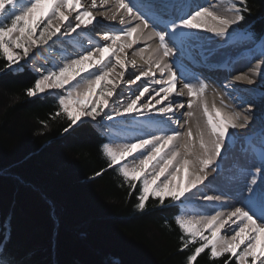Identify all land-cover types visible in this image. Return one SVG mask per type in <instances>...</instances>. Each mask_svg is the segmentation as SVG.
<instances>
[{"label":"snow or ice","instance_id":"1","mask_svg":"<svg viewBox=\"0 0 264 264\" xmlns=\"http://www.w3.org/2000/svg\"><path fill=\"white\" fill-rule=\"evenodd\" d=\"M98 8L104 10L94 14ZM251 13L249 0H91L87 6L82 0H0V74L23 72L21 62L33 50L67 38L75 51L64 49L50 68H37L25 95H54L57 109L49 118L67 121L64 134L98 118L115 121L100 146L107 166L90 179L114 169L128 197L138 193L133 207L139 213L150 198L154 207L178 203V250L191 249L186 264H196L206 250L213 264L225 257L223 264H264V121L244 138L245 160L226 173L222 161L239 139L233 130L249 128L251 106L238 110L219 92V104L214 99L210 106L208 82L186 63L199 56L207 64L217 52L215 38L225 41L220 47L244 43L245 58H259L234 80L252 85L264 79V34L245 25ZM97 15L123 27L106 25L101 39H93L90 32L102 25ZM128 50L147 67L129 61ZM185 96L186 102L177 100ZM6 239L0 238V249L11 254Z\"/></svg>","mask_w":264,"mask_h":264},{"label":"trees","instance_id":"2","mask_svg":"<svg viewBox=\"0 0 264 264\" xmlns=\"http://www.w3.org/2000/svg\"><path fill=\"white\" fill-rule=\"evenodd\" d=\"M249 7L245 25L264 34V0H249ZM37 77L27 66L20 73L0 74V238H7L11 253L0 249V260L186 264L191 249L178 250L181 233L174 223L180 207L169 201L154 207L157 202L150 198L139 213L133 207L138 193L129 198L114 169L90 179L107 166L100 151L105 131L88 121L62 133L67 121L49 118L57 109L54 95L28 98L24 93ZM45 120L46 129L40 123ZM196 264H213L207 250Z\"/></svg>","mask_w":264,"mask_h":264},{"label":"bare ground","instance_id":"3","mask_svg":"<svg viewBox=\"0 0 264 264\" xmlns=\"http://www.w3.org/2000/svg\"><path fill=\"white\" fill-rule=\"evenodd\" d=\"M196 2L197 3H200V4H203V5H208V4H211V3H214V2H216V0H196ZM82 3H84L86 6L87 5H89L90 3H91V0H82ZM99 3H100V0H97V4L99 5ZM109 7H112V5H111V2H110V4H109ZM104 9H100V8H98V9H94V11H96L97 13L99 12V11H103ZM222 10V9H221ZM97 13H94V14H97ZM97 19L98 20H101L102 21V23H105V26L106 25H112L113 27H117V28H119V27H123V26H121V25H119V23H118V21H116V22H111V21H107V20H104L102 17H100V16H98L97 15ZM103 28L105 29L104 31H106L107 30V28L106 27H104L103 26ZM85 32H89V30L88 29H85L84 30ZM73 35H75V34H73ZM210 35V34H209ZM55 38V37H54ZM53 38V39H54ZM216 39V38H215ZM61 40L62 41H64V43L62 44V43H56V44H52V46H54V45H62L63 46V48L64 49H67L69 52H74L75 51V49L71 46V45H69V44H67V38H64V37H61ZM96 40H98V39H96ZM100 40V39H99ZM217 40V39H216ZM219 40V39H218ZM101 42H103V41H101ZM219 42H221V41H219ZM50 44V43H49ZM215 45V44H214ZM137 47H139V46H137ZM218 48V47H217ZM216 48V49H217ZM240 49H241V47H240ZM35 50H41V48H39V49H35ZM228 50V49H227ZM44 51V50H43ZM247 51V50H246ZM246 51H244V52H242V58H241V60L239 61V62H237L232 68H231V73L227 76V77H221L220 78V80H222V81H224L223 82V86L222 87H220L219 86V84L218 83H214L215 81L214 80H212V79H210L209 77H204L203 79H205L207 82H208V84H209V90H208V93H207V99H208V102H209V105L211 106V103H212V101L215 99L216 100V102H217V105L219 104V97L218 96H216L215 95V93L216 92H219V93H225L226 95H225V102L226 103H230V104H232V105H234L238 110H244V109H247V106H248V108H249V106H252L251 107V112H250V115L253 117V119H252V121H251V123H250V125H249V128L248 129H243V130H233V131H236L237 132V134H238V136L239 137H241V136H247L248 134H249V132L251 131V129H253L255 126H257V124H258V122L259 123H261L262 122V120L264 119H262L261 121L259 120L260 118V116H262V117H264V102L262 103L261 102V98L259 99V98H257V96H256V94L258 93L259 94V92L257 91L258 89H259V83H260V78L261 77H257L256 78V82L254 83V84H252V85H248V84H246V83H244V82H236L235 80H234V77H235V75H238V74H240L241 72H246V71H248L249 70V68H251L253 65H254V61H255V57L254 58H252L251 59V61H249L247 58H245V53H246ZM128 53H131V50H128ZM130 55V54H129ZM128 55V59H129V61H131V60H133L134 59V57H130ZM199 59L201 58V57H199V56H197ZM136 58H138V56L136 57ZM214 59H216V58H214ZM228 60V59H227ZM137 61V60H136ZM141 62H143V61H141ZM235 62V61H234ZM222 64H225V62L224 63H220L219 65H222ZM141 66H143V64H141L140 62H138L137 61V67L139 68V67H141ZM223 66V65H222ZM130 71H134L133 69H130ZM178 74H179V72H178ZM222 74H225V73H222ZM159 76V73H157V77ZM193 82H195V81H193ZM182 86V83L181 84H178V89H179V87H181ZM135 87H136V85H132L131 86V88L132 89H135ZM233 89H239L240 91H233ZM248 90H252V91H248ZM254 91V92H253ZM253 92V93H252ZM256 92V93H255ZM261 93V92H260ZM241 97H243V99H241ZM187 96H185V97H178L177 98V100H180V101H184V102H186L187 101ZM253 106H256V108H253ZM183 111H187V108H185V109H182V110H180V112H183ZM180 112H178L177 113V115L178 116H180ZM180 118H182L183 119V117L182 116H180ZM130 119V117H117L116 118V120H129ZM137 119H139V120H144L145 119V117H137ZM174 125V124H173ZM173 125H172V127H173ZM174 126H176V125H174ZM259 129H260V127H256L255 128V130L256 131H259ZM247 131H249V132H247ZM237 146V145H236ZM242 146V145H241ZM238 147V146H237ZM243 147H245V145L243 146ZM241 148V147H240ZM243 149V148H242ZM235 150V149H234ZM238 150V149H237ZM240 152H242V150L240 151ZM230 154V153H229ZM232 154H234V152L232 153ZM236 154V153H235ZM237 154H238V152H237ZM232 157V156H231ZM236 157V156H235ZM245 157H246V153H245V151H243V153L242 154H240L239 156H238V160H240V163H242L244 160H245ZM230 158V157H229ZM228 158V159H229ZM230 161V160H229ZM232 161V160H231ZM234 161H235V158H234ZM235 163H236V161H235ZM230 164V163H229ZM231 166V165H230ZM229 166V167H230ZM226 169V168H225ZM209 194H213V193H211V192H209ZM200 203H204V202H202V201H200L199 199L197 200V202H195L194 204H200ZM229 203H235L234 201H229ZM238 206V205H237ZM179 207V206H178ZM225 234H230V233H227V232H225Z\"/></svg>","mask_w":264,"mask_h":264},{"label":"rangeland","instance_id":"4","mask_svg":"<svg viewBox=\"0 0 264 264\" xmlns=\"http://www.w3.org/2000/svg\"><path fill=\"white\" fill-rule=\"evenodd\" d=\"M94 13V12H93ZM56 38H54L55 40ZM217 39V40H216ZM215 39V45H213L214 47H218L217 48V52L216 54L210 59L214 62H217V63H226L228 62L230 57L231 58H234V57H237V56H240L242 54V52L246 51L247 50V45L244 44V43H240L238 45H226L224 47H220L221 45H225V41L224 40H220L219 38H216ZM219 39V40H218ZM221 41V42H219ZM50 45H52V41H49ZM241 47V49H240ZM228 49V50H227ZM44 50V51H43ZM64 50L63 46L62 45H54V46H51L50 48L46 45V46H43L41 48V50H33V53L30 55V57L27 59V62H24L22 61L21 63L24 64V66H27L29 67L31 70H34L36 71L37 68H40V67H43L45 69L47 68H50L53 64V62H58L59 61V58H60V55H61V52ZM130 54V55H129ZM128 55L130 57H134L132 56V53H128ZM216 58V59H214ZM259 57H255V61L256 59H258ZM135 60H137L138 62H140L141 64H143V62H141L142 60L138 57H134ZM254 61V62H255ZM238 62V61H236ZM233 64L235 63L234 61L232 62ZM15 67V66H14ZM143 67H147V65H144L143 64ZM260 83H259V89L257 90L259 92V94L257 93L256 96L257 98H261V102L263 101L264 102V79L260 78ZM254 92V91H253ZM252 92V93H253ZM261 92V93H260ZM256 93V92H255ZM45 94H48V93H45ZM259 96V97H258ZM259 98V99H260ZM262 102V103H263ZM250 107V106H249ZM252 107V106H251ZM248 108V106H247ZM253 108H256V106H253ZM260 121L264 118L262 116L259 117ZM181 120H183L181 118ZM264 121V119L262 120ZM96 127L100 128L101 130L103 129L105 131L106 127L108 125H112L115 123V121H107V120H103V121H100V118H98V121H91ZM261 126V123L258 122L257 126H255L253 129H255L256 127H260ZM175 127V126H174ZM252 130V129H251ZM249 132V131H247ZM239 137V136H238ZM244 138L245 136H241L239 137L238 139V142L236 143V146L231 150L230 154L228 155L227 159L223 160V164H224V168H226V173H227V170L229 168H231L234 164H235V161L236 163L237 162H240V160H238V156L240 154L243 153L244 151V148L243 147L245 145L244 143ZM242 145V146H241ZM241 147V148H240ZM243 148V149H242ZM235 149V150H234ZM238 149V150H237ZM242 150V152H240ZM234 152V154H232ZM238 152V154H237ZM236 153V154H235ZM232 156V157H231ZM236 156V157H235ZM230 157V158H229ZM229 158V159H228ZM234 158H235V161H234ZM131 159V158H130ZM230 160V161H229ZM232 160V161H231ZM230 163V164H229ZM231 165V166H230ZM230 166V167H229ZM198 199H194V203L197 202ZM177 205H179L177 203ZM180 206V205H179Z\"/></svg>","mask_w":264,"mask_h":264}]
</instances>
